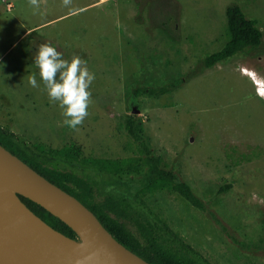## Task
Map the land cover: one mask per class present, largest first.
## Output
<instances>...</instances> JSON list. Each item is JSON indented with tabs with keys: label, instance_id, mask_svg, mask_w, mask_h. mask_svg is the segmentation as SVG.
Returning a JSON list of instances; mask_svg holds the SVG:
<instances>
[{
	"label": "rangeland",
	"instance_id": "rangeland-1",
	"mask_svg": "<svg viewBox=\"0 0 264 264\" xmlns=\"http://www.w3.org/2000/svg\"><path fill=\"white\" fill-rule=\"evenodd\" d=\"M156 1L39 0L34 10L28 0H0V125L45 149L75 144L87 158H137L125 128L136 116L164 167L206 207L159 190L143 196L152 214L210 264H264V98L241 71L264 84V0H170L179 9L171 33L161 21L172 9ZM233 5L257 21L262 43L205 68L229 39ZM45 42L66 60L80 56L95 74L78 130L64 124L35 66ZM32 74L39 87L29 84ZM162 87L169 91L149 93Z\"/></svg>",
	"mask_w": 264,
	"mask_h": 264
},
{
	"label": "trees",
	"instance_id": "trees-1",
	"mask_svg": "<svg viewBox=\"0 0 264 264\" xmlns=\"http://www.w3.org/2000/svg\"><path fill=\"white\" fill-rule=\"evenodd\" d=\"M156 2H164L171 7L172 12L161 23L168 32H175L170 27L179 18L178 4L173 5L170 0ZM226 18L229 39L219 51L205 58V68H211L247 49L259 47L262 43L263 32L257 21L246 17L239 6H229ZM168 91L167 87L149 89V93L155 96ZM125 128L137 143V158H87L82 156L81 148L75 144L61 149H45L42 144H31L3 125H0V144L81 201L115 239L147 262L210 264L168 224L152 214L143 196L169 190L179 194L192 206L206 210L203 200L195 194L190 184L173 170L164 167L161 158L154 154L145 137L143 125L136 116L127 118ZM261 153H264V149ZM251 160L249 156L237 157L239 162ZM135 180L137 185H133ZM19 197L53 228L69 237H77L69 226L45 208L23 196Z\"/></svg>",
	"mask_w": 264,
	"mask_h": 264
},
{
	"label": "water",
	"instance_id": "water-1",
	"mask_svg": "<svg viewBox=\"0 0 264 264\" xmlns=\"http://www.w3.org/2000/svg\"><path fill=\"white\" fill-rule=\"evenodd\" d=\"M19 196L45 208L77 237L53 228ZM0 264L151 263L115 239L76 197L0 144Z\"/></svg>",
	"mask_w": 264,
	"mask_h": 264
},
{
	"label": "clouds",
	"instance_id": "clouds-1",
	"mask_svg": "<svg viewBox=\"0 0 264 264\" xmlns=\"http://www.w3.org/2000/svg\"><path fill=\"white\" fill-rule=\"evenodd\" d=\"M34 10H39V0H28ZM72 0H62L64 6H69ZM34 63L52 102H59L64 124L72 130H78L88 117V108L92 102L90 85L95 80V74L87 67L86 60L73 55L71 60L62 57V53L49 43H42L35 54ZM29 84L39 87L36 75L28 77Z\"/></svg>",
	"mask_w": 264,
	"mask_h": 264
},
{
	"label": "bare ground",
	"instance_id": "bare-ground-1",
	"mask_svg": "<svg viewBox=\"0 0 264 264\" xmlns=\"http://www.w3.org/2000/svg\"><path fill=\"white\" fill-rule=\"evenodd\" d=\"M244 74H247L256 86V92L259 96L264 98V84L258 79L256 73L253 70L243 68L241 70Z\"/></svg>",
	"mask_w": 264,
	"mask_h": 264
}]
</instances>
